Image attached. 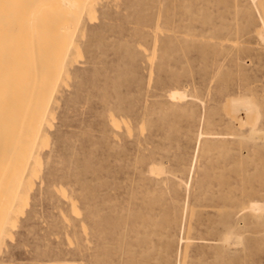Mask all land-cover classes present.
Masks as SVG:
<instances>
[{"label":"rangeland","instance_id":"374dc122","mask_svg":"<svg viewBox=\"0 0 264 264\" xmlns=\"http://www.w3.org/2000/svg\"><path fill=\"white\" fill-rule=\"evenodd\" d=\"M86 5L0 264H264V0Z\"/></svg>","mask_w":264,"mask_h":264},{"label":"bare ground","instance_id":"6f19581e","mask_svg":"<svg viewBox=\"0 0 264 264\" xmlns=\"http://www.w3.org/2000/svg\"><path fill=\"white\" fill-rule=\"evenodd\" d=\"M87 1L0 0V232L10 220L13 204L20 198L22 201L23 190L30 183L29 173L44 122L48 112L54 111H49L53 83L63 72ZM176 94L186 96L179 91ZM239 103L252 105L245 99ZM258 202L249 203L248 209L264 210ZM242 218L248 220L246 215ZM236 222L230 217L224 220L215 259L226 255L233 261L236 250L230 245L240 227Z\"/></svg>","mask_w":264,"mask_h":264},{"label":"clouds","instance_id":"9594fccd","mask_svg":"<svg viewBox=\"0 0 264 264\" xmlns=\"http://www.w3.org/2000/svg\"><path fill=\"white\" fill-rule=\"evenodd\" d=\"M241 240H243V237H240Z\"/></svg>","mask_w":264,"mask_h":264}]
</instances>
